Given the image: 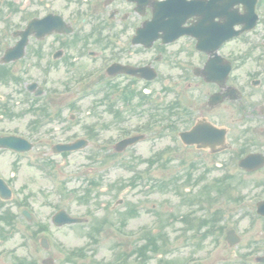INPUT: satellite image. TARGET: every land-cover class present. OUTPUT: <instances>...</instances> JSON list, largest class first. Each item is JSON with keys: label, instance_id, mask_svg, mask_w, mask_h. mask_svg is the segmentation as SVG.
Returning <instances> with one entry per match:
<instances>
[{"label": "flooded vegetation", "instance_id": "obj_1", "mask_svg": "<svg viewBox=\"0 0 264 264\" xmlns=\"http://www.w3.org/2000/svg\"><path fill=\"white\" fill-rule=\"evenodd\" d=\"M156 1L0 0V42L5 49L11 47L17 41V32L31 20L53 21L58 17V27L65 32L41 39L30 32L22 58L25 65L14 71L26 75L35 72L38 80H34L37 86L33 91L39 86L44 90L45 80L58 72L72 84L76 75L87 69L80 63V54L87 46L95 47L104 62L106 115L115 106L119 108L120 123L139 119L145 122L141 127L146 131L153 129L156 136L160 126L176 133L177 138L181 131H190L196 125L201 127L200 136L207 135V126L225 128L227 150L234 152L237 144L235 152L239 153L242 149L239 150L237 139L245 120L256 117L264 122V0H256L253 28L237 37L228 35L253 23L250 16L244 17L247 2L200 0L201 14L187 17L182 24L195 29L193 35L175 40H136L137 30L144 22L154 18L155 26L158 25L159 12L153 7ZM207 14L213 18H206ZM177 20L172 19L174 26ZM153 29L154 25L146 30ZM148 36L147 32L145 37ZM198 40L206 46H215L220 41L216 55L198 50ZM245 48L249 54H245ZM92 52L93 49L86 50L89 55ZM209 59L212 61L207 65ZM152 74L155 76L151 80L144 79ZM29 84L23 81L24 92ZM116 93L120 96L118 104H112ZM215 94L222 101L215 103L217 98L211 99ZM26 96L27 102L34 99L29 91ZM190 149L198 150L193 145ZM200 151L211 157L220 155L210 153L209 149Z\"/></svg>", "mask_w": 264, "mask_h": 264}, {"label": "rangeland", "instance_id": "obj_2", "mask_svg": "<svg viewBox=\"0 0 264 264\" xmlns=\"http://www.w3.org/2000/svg\"><path fill=\"white\" fill-rule=\"evenodd\" d=\"M34 73L32 71L28 75L30 80L36 78ZM59 81V79L50 80L49 87L61 90L62 82ZM16 87L17 85H0V93ZM20 97L21 94L16 93L10 102L12 112L20 116L10 118L0 114V131H16L24 136H30L28 126L31 116L28 113L24 114L23 106L16 103ZM94 101V98L88 97L76 104L77 107H82V112L80 113V120L74 123L68 122L66 118L71 110L73 113H76V110H66L64 104L60 102L58 105L56 103L50 109L51 114L53 115L54 112L60 110L61 120L53 117L52 122L39 130L37 136H51L55 140H64L67 135L75 133L83 136L84 127L90 126L91 121H97L96 127L98 128L107 121V117L103 115L102 106L97 105L96 107ZM95 109L99 116L94 115ZM113 130L109 127L106 130H100L97 137V140H100V145L104 144L105 137H116L117 129L113 128ZM29 140L32 141V139ZM49 143L47 141L46 143L35 144L30 154L43 159L50 158L54 168L53 173L60 178L61 186L63 185L57 193L55 186L53 190L51 189L52 182L49 178L46 180L41 173L28 166L27 158L0 149V174L7 178L14 190H17L18 194L31 205L33 210L31 212L35 221L30 222V226L27 227L23 220L19 219V231L10 233L5 240H0V254L2 255L0 263L2 264H17L18 261L27 259L34 260L36 264H39L42 257H51L55 264H63L67 250L78 248H81L86 254L83 264H140L135 255H130L128 259L121 260V253L124 251L133 252L137 244L144 242L138 237L136 238L137 234L152 228L155 229V233L161 235L160 241L164 244L165 252L163 255L162 252L157 255L151 254L145 264H158L157 260L163 259V256L177 261L178 264H191L192 262H194L193 264H239L242 254L248 251V242L264 237V219L257 218L254 213L255 203L264 198V185L257 186L255 184V181L264 182V169L252 175L239 173L234 169L233 164H230H235V162L229 157V153L215 160L218 163L227 162L228 169H232L231 171L237 176L238 188L232 191V199L228 203L220 199L213 200L211 204H196L193 207H188L180 199L183 196L182 191L177 193L161 191L153 186L148 187V185H152L159 179L160 181L161 179L166 180L174 174L183 176V171L188 168V164L191 162L200 163L194 172L193 178L195 179L204 172V169H207L206 166L209 164H212L213 167L206 176L207 180L220 177L226 173L225 165L218 169L215 167V160H200L184 154L173 158L164 169H149L145 163L136 165V160L133 157H127L124 163H122L120 156L108 157L109 149L95 153L99 150L95 147L71 154L67 158L52 156ZM167 145L168 140L165 138L157 141L150 138L137 145L135 151L140 159H146L150 157L152 150L156 148L161 150ZM123 164H130L133 169H127ZM88 180H95L96 184L91 185ZM241 180L244 181L243 184H241ZM203 183L196 187L190 185L183 192L198 194ZM193 184L196 185V181ZM90 186L91 188H89ZM85 188H88L91 193L90 204L77 203L75 197L79 196ZM119 199H121V204L109 211L110 207ZM14 206L15 204L11 201L6 203L4 208H9L13 212ZM130 206H134L135 213L129 216L125 223L118 228L117 218L120 217L119 214ZM59 207L68 210L72 215L88 218L87 224L80 227L55 228L50 223V216ZM190 209H192L191 212ZM218 211H220L221 217L216 219L217 223L223 224V234L229 227H233L242 239L238 245L232 248L227 247L223 240V234L217 236L218 238L211 236L204 239L198 248L196 243L203 230L196 236L195 232L186 231L181 222L172 226L168 224V226L157 229L160 217L165 218L169 212L176 216L189 212L195 217H203L214 215ZM102 218L112 221L113 226L104 224L99 234L89 237L86 233L92 230L94 220ZM39 224L48 226V238L51 243L48 252L38 248L34 250L31 240L22 235V233L29 234L28 230H37ZM78 260L80 258L75 259V261Z\"/></svg>", "mask_w": 264, "mask_h": 264}, {"label": "water", "instance_id": "obj_3", "mask_svg": "<svg viewBox=\"0 0 264 264\" xmlns=\"http://www.w3.org/2000/svg\"><path fill=\"white\" fill-rule=\"evenodd\" d=\"M257 159H258V157L256 155H249L242 161V166H246V165H250V164L256 163ZM259 208L263 209L264 208V203L261 204ZM59 214H63V213L60 212ZM59 216L66 217L64 219V222H73V219H71V218H69L67 216H64V214L63 215H59Z\"/></svg>", "mask_w": 264, "mask_h": 264}]
</instances>
